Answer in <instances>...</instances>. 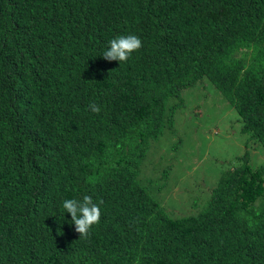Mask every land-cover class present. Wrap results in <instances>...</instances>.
Listing matches in <instances>:
<instances>
[{"label":"trees","instance_id":"16d2710c","mask_svg":"<svg viewBox=\"0 0 264 264\" xmlns=\"http://www.w3.org/2000/svg\"><path fill=\"white\" fill-rule=\"evenodd\" d=\"M129 34L142 47L105 60ZM204 80L264 150V0H0V264H264L248 151L196 213L158 197L173 167L141 178ZM85 195L101 210L86 239L63 208Z\"/></svg>","mask_w":264,"mask_h":264},{"label":"rangeland","instance_id":"374dc122","mask_svg":"<svg viewBox=\"0 0 264 264\" xmlns=\"http://www.w3.org/2000/svg\"><path fill=\"white\" fill-rule=\"evenodd\" d=\"M183 98L174 112V132L152 142L141 171L144 180H159V169L174 168L158 194L173 217L201 210L220 173L238 164L244 152L253 166H264V150L246 142L238 114L212 84L204 80L185 90Z\"/></svg>","mask_w":264,"mask_h":264},{"label":"clouds","instance_id":"9594fccd","mask_svg":"<svg viewBox=\"0 0 264 264\" xmlns=\"http://www.w3.org/2000/svg\"><path fill=\"white\" fill-rule=\"evenodd\" d=\"M141 47L142 41L136 35H121L109 41V47L103 52L102 56L108 61L126 62L131 54ZM89 109L97 114L101 111L99 105L95 102L89 104ZM63 208L70 213L75 231L80 234V238H88L92 227L100 223V206L93 202L91 196L85 195L82 201L65 200L63 201Z\"/></svg>","mask_w":264,"mask_h":264}]
</instances>
